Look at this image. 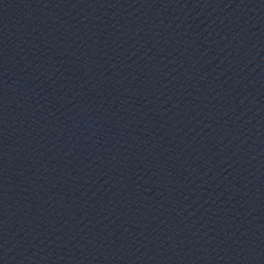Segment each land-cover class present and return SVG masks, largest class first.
Segmentation results:
<instances>
[{
    "label": "water",
    "instance_id": "1",
    "mask_svg": "<svg viewBox=\"0 0 264 264\" xmlns=\"http://www.w3.org/2000/svg\"><path fill=\"white\" fill-rule=\"evenodd\" d=\"M0 264H264V0H0Z\"/></svg>",
    "mask_w": 264,
    "mask_h": 264
}]
</instances>
